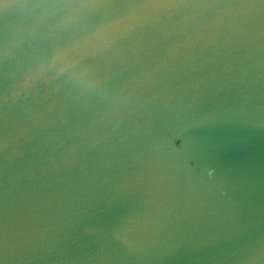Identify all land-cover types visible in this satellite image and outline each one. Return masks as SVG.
Instances as JSON below:
<instances>
[{"label": "water", "instance_id": "water-1", "mask_svg": "<svg viewBox=\"0 0 264 264\" xmlns=\"http://www.w3.org/2000/svg\"><path fill=\"white\" fill-rule=\"evenodd\" d=\"M0 264H264V0H0Z\"/></svg>", "mask_w": 264, "mask_h": 264}]
</instances>
